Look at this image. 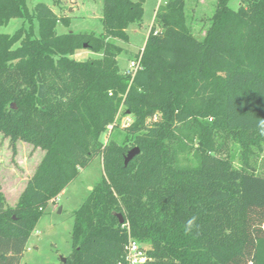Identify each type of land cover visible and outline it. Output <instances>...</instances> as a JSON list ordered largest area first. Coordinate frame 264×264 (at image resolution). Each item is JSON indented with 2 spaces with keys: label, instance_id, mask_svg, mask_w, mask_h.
Returning <instances> with one entry per match:
<instances>
[{
  "label": "trees",
  "instance_id": "trees-1",
  "mask_svg": "<svg viewBox=\"0 0 264 264\" xmlns=\"http://www.w3.org/2000/svg\"><path fill=\"white\" fill-rule=\"evenodd\" d=\"M143 3L102 0L96 33L59 32L71 19L44 2L0 0V26L23 20L0 32V131L13 150L45 151L16 205L0 188V264H21L50 202L97 156L103 177L74 212L62 264H124L130 236L145 264H264V0H217L202 37L186 0H166L134 53L119 42ZM81 48L99 56L79 60ZM123 52L142 54L133 77ZM121 107L133 116L122 127Z\"/></svg>",
  "mask_w": 264,
  "mask_h": 264
},
{
  "label": "rangeland",
  "instance_id": "rangeland-1",
  "mask_svg": "<svg viewBox=\"0 0 264 264\" xmlns=\"http://www.w3.org/2000/svg\"><path fill=\"white\" fill-rule=\"evenodd\" d=\"M137 1V0H134ZM144 15L142 21L131 24L129 27V42H119L126 49L136 53L145 44L146 37L154 21L157 7L166 0H143ZM217 0H186L187 21L192 25L198 37L204 36L209 24V18L214 13ZM244 0H229L233 9H238ZM30 10L38 2L51 6L60 17L68 16L70 26L58 23L57 30L65 32L69 29L75 31L103 30L101 22L102 0H26ZM159 4V5H158ZM23 25V20L13 18L7 25L0 26V32L14 33ZM28 26V22L25 23ZM79 60L98 57L99 53L88 48L78 49L73 55ZM121 67H127L132 55L123 52L118 57ZM16 106V105H15ZM124 107L118 115L120 126L132 122L131 114L123 113ZM111 126V125H110ZM111 128V127H110ZM109 131L105 133L104 140L108 138ZM13 150L10 137L0 131V188L4 193L8 205H16L18 198L25 188L27 181L34 174L45 151L40 147L22 140L15 143ZM236 165L240 163L239 155L234 158ZM103 177L101 156L95 157L90 164L81 169L79 175L69 183L54 201H51L45 213L39 218L32 231L27 248L21 259V264H62L61 257L72 251V229L74 225V212L88 197L93 186Z\"/></svg>",
  "mask_w": 264,
  "mask_h": 264
},
{
  "label": "built area",
  "instance_id": "built-area-1",
  "mask_svg": "<svg viewBox=\"0 0 264 264\" xmlns=\"http://www.w3.org/2000/svg\"><path fill=\"white\" fill-rule=\"evenodd\" d=\"M141 55L142 54L140 53L138 57L130 60L129 65L124 68L123 71L133 77L135 73L141 68ZM154 119H156V116ZM124 249V264H145L149 260V256L146 252L145 247L137 239L131 236L125 244Z\"/></svg>",
  "mask_w": 264,
  "mask_h": 264
},
{
  "label": "water",
  "instance_id": "water-1",
  "mask_svg": "<svg viewBox=\"0 0 264 264\" xmlns=\"http://www.w3.org/2000/svg\"><path fill=\"white\" fill-rule=\"evenodd\" d=\"M15 106V105H14ZM139 152L138 147H134L130 149L125 157V164L129 162L137 153ZM121 222H123V216L122 214H119ZM62 262H66V256L61 257Z\"/></svg>",
  "mask_w": 264,
  "mask_h": 264
},
{
  "label": "crops",
  "instance_id": "crops-1",
  "mask_svg": "<svg viewBox=\"0 0 264 264\" xmlns=\"http://www.w3.org/2000/svg\"><path fill=\"white\" fill-rule=\"evenodd\" d=\"M158 5H159V4H158ZM140 48L142 49L143 47H140ZM118 60H119V59H118ZM119 65H120V63H119ZM120 67H121V66H120ZM124 68H125V67H121L122 70H124ZM64 190H65V189H64ZM62 193H63V191H62L60 194H62ZM59 196H60V195H59Z\"/></svg>",
  "mask_w": 264,
  "mask_h": 264
}]
</instances>
